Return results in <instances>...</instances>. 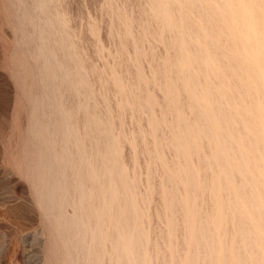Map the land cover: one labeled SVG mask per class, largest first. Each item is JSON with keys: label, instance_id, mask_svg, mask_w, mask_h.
Instances as JSON below:
<instances>
[{"label": "rangeland", "instance_id": "374dc122", "mask_svg": "<svg viewBox=\"0 0 264 264\" xmlns=\"http://www.w3.org/2000/svg\"><path fill=\"white\" fill-rule=\"evenodd\" d=\"M199 1L0 0V264H167L170 259L173 264H201L204 256L217 264L216 252L202 242L190 252L183 242L171 254L165 249L173 213L180 210L172 193L157 186L161 181L150 168L153 139L139 132L147 119L133 122L129 117L134 109L125 110L126 104L136 107L133 59L143 62L159 24L191 19L206 3ZM206 1L211 4L210 13H202L205 17L223 15L226 3L228 8L243 3L246 8H227L224 15L240 12L252 30L254 23L259 29L264 0H213L220 1L216 13L215 2ZM206 5L202 8L207 11ZM244 9L248 17L241 13ZM256 180L248 204L259 222L264 217V186ZM147 185L157 186L161 196ZM248 239L260 244L261 255L250 249L246 264L259 258L264 262V239L259 233ZM227 253L221 264L230 261Z\"/></svg>", "mask_w": 264, "mask_h": 264}, {"label": "clouds", "instance_id": "9594fccd", "mask_svg": "<svg viewBox=\"0 0 264 264\" xmlns=\"http://www.w3.org/2000/svg\"><path fill=\"white\" fill-rule=\"evenodd\" d=\"M132 62L137 95L129 118H147L140 134L152 137V167L180 209L168 252L203 242L221 264L243 234L264 239V217L258 222L248 204L253 181L264 186V19L257 31L243 15L166 20L143 62Z\"/></svg>", "mask_w": 264, "mask_h": 264}, {"label": "bare ground", "instance_id": "6f19581e", "mask_svg": "<svg viewBox=\"0 0 264 264\" xmlns=\"http://www.w3.org/2000/svg\"><path fill=\"white\" fill-rule=\"evenodd\" d=\"M187 1H188V0H186V2H187ZM196 1H198V0H196ZM202 1H203V0H202ZM211 1H212V3L214 4V2H215L216 0H215L214 2H213V0H211ZM222 1H223V0H222ZM224 1H226V0H224ZM228 1H230V0H228ZM231 1H232V0H231ZM231 1H230V2H231ZM233 1H235V0H233ZM239 1H240V2L242 1V2H243V0H239ZM247 1H248V0H247ZM165 2H166V1H165ZM183 2L185 3V1H182V2H180V3L183 4ZM199 2L201 3V0H200ZM205 2H206V3H204V1H203V3H204L205 5L207 4V5H206L207 7H208V4H209V6H210V4H211L210 1H206V0H205ZM226 2H227V1H226ZM237 2H238V1H236V2H234V3L236 4ZM245 2H246V0H245ZM163 3H164V1H163ZM169 3H171V2H169ZM169 3H168V4H169ZM177 3L179 4V0L177 1ZM187 3H188V2H187ZM189 3H190V1H189ZM193 3H198V2H194V1H193ZM219 3H220V1H219ZM219 3L216 4V2H215V4L212 6V9L215 8V9H213V12H214V10H215V13H216V10H217V9H216L215 6H220ZM232 3H233V2H232ZM234 3H233V5H234ZM247 3H248V2H246V4H247ZM178 4H177L176 6L180 7ZM182 4H181V5H182ZM204 4L201 3V4H200L201 7L198 6L199 4H197V5H196V4H193V5H195L196 7H197V6L200 7V8H197L198 11L196 10V7H194V6H192V7H194L195 10H196V11L198 12V14H199V13H200L199 10H200L202 7H204ZM255 4H256V3H255ZM259 4H260V2H259ZM162 5H163V7H164V4H162ZM171 5H172V3H171ZM173 5H174V4H173ZM173 5H172V6H173ZM186 5H187V7H188V4H186ZM190 5H192V4H190ZM225 5H226L227 7H226V6H223V7H225V10H224L225 12H224V11H223L224 13L222 12L223 15L226 13V9L228 8L227 3H226ZM251 5H253V7H254V4H253V3H252ZM261 5H262V2H261ZM261 5H260V6H261ZM48 6H49V5H48ZM206 6H205V7H206ZM221 6H222V5H221ZM248 6H249V5H248ZM260 6H259V9H260ZM163 7H162V8H163ZM174 7H175V6H174ZM184 7H186L185 4H184ZM184 7H183V8H184ZM207 7H206V8H207ZM257 7H258V6H257ZM46 8H47V7H46ZM170 8H171V7H170ZM170 8H169V9H170ZM175 8H176V7H175ZM175 8H173V10H174ZM188 8H189V7H188ZM230 8H231V7H230ZM230 8H228V9L230 10ZM233 8H235V7H233ZM245 8H246V7H245ZM254 8H255V7H254ZM47 9H48V8H47ZM169 9H168V10H169ZM179 9H180V8H179ZM184 9H185V8H184ZM202 9H203V8H202ZM202 9L200 10V11H201L200 14H202L204 10H205V12H206V15H207V12H208V14L210 13V11H209V10H210L209 7L207 8V9H208L207 11H206V9H203V10H202ZM218 9H219V7H218ZM228 9H227V10H228ZM235 9H236V8H235ZM259 9H256V10H257V13H258V10H259ZM147 10H148V9H147ZM163 10H164V9H163ZM171 10H172V9H171ZM175 10H176V9H175ZM191 10H192V9H190V11H191ZM193 10H194V9H193ZM193 10H192L191 12H193ZM220 10H222V8H220ZM220 10H219V11H220ZM232 10H234V9H232ZM236 10H237V9H236ZM241 10H242V9H241ZM187 11H188V10H187ZM196 11H195V14H191V15H190L191 17H190V16H189V17L192 18V17H194V16H197ZM217 11H218V10H217ZM239 11H240V8H239ZM254 11H255V10H254ZM254 11H253V12H254ZM263 11H264V9H263ZM263 11H262V14L264 13ZM39 12H40V11H39ZM46 12H47V11H46ZM154 12L156 13V11H154ZM161 12H163V11H161ZM172 12H174V11H172ZM176 12H178V8H177V11H176ZM179 12H180V11H179ZM188 12H189V11H188ZM220 12H221V11H220ZM231 12H232V11H230V13H231ZM242 12H244L243 14L247 13L245 9H244V11H241V13H242ZM248 12H249V10H248ZM250 12H251V11H250ZM253 12H252V13H253ZM150 13H151V12H150ZM152 13H153V12H152ZM155 13H154V15H155ZM181 13H182V12H181ZM185 13H186V12H185ZM189 13H190V12H189ZM215 13H214V14H215ZM227 13H228V11H227ZM239 13H240V12H239ZM239 13L237 14V13H233V12H232L230 15H232V14H235V15L237 14V15H239ZM43 14H44V13H43ZM170 14H172V13H170V11H169V15H170ZM173 14H176V13L174 12ZM182 14H183V13H182ZM186 14L188 15V13H186ZM200 14H199V15H200ZM203 14L205 15V13H203ZM203 14H202V16H204ZM211 14H212V11H211ZM249 14H250V13H249ZM259 14H260V13H259ZM152 15H153V14H152ZM158 15H159V13H158ZM165 15H166V14H165ZM169 15H167V16L169 17ZM177 15H178V14H177ZM216 15L218 16V15H221V14L217 12ZM226 15H227V14H226ZM228 15H229V14H228ZM240 15H242V14H240ZM245 15H247V14H245ZM170 16H173V15H170ZM179 16H180V15H178V17H179ZM202 16H201V17H202ZM210 16H211V15H210ZM173 17H174V16H173ZM201 17H200V18H201ZM207 17H209V15H208ZM207 17L204 16L202 19H204V18L206 19ZM247 17H248V15H247ZM255 17H256V16H255ZM255 17H254V18H255ZM261 17H262V16H261ZM181 18H182V17H181ZM262 18L264 19V14H263V17H262ZM56 19H57V18H56ZM173 19H174V18H173ZM179 19H180V17H179ZM179 19L177 18V20H179ZM183 19H184V18H183ZM186 19H189V18L186 17ZM58 20H59V19H58ZM189 20H190V19H189ZM252 20H253V19H252ZM258 20H259V19H258ZM260 20H261V18H260ZM171 21L174 22V20H172V19H171ZM248 21H249V20H248ZM256 22H257V20H256ZM174 23H175V22H174ZM252 23H253V22H252ZM252 23H251V24H252ZM249 24H250V23H249ZM254 24H255V25L253 26V29H254L253 31H257V30H258V29H257V28H258V25H257V23H254ZM250 27H251V25H250ZM35 33H36V32H35ZM36 34H37V33H36ZM257 50H258V49H257ZM38 52H40V51H38ZM258 52H259V50H258ZM140 53H141V51H140ZM140 53L138 52L137 54H140ZM138 56H139V55H138ZM142 56H143V53H142L139 57H142ZM134 58H135V57H134ZM41 59H42V57L40 58V60H41ZM40 62H41V61H40ZM43 63H44V62H43ZM40 64H41V63H40ZM41 66H42V65H41ZM46 67H47V66H46ZM66 76H67V75H66ZM68 76H69V75H68ZM68 76H67V77H68ZM134 76H135V75H134ZM66 79H67V78H66ZM68 79H69V78H68ZM80 80H81V77H80ZM124 82H125V81H124ZM131 82H132V81H131ZM54 83H55V82H54ZM132 84H133V83H132ZM46 86H47V85H46ZM124 86H125V85H124ZM129 86H130V85H129ZM47 89H48V88H47ZM45 93H46V92H45ZM128 93H129V92H128ZM134 93H135V90H134ZM126 95H127V94H126ZM44 97H45V96H44ZM86 97H87V96H86ZM126 97H127V96H126ZM132 97H133V96H132ZM130 98H131V97H130ZM111 99H113V98H111ZM127 99H128V98H127ZM127 99H126V100H127ZM48 100H49V99H48ZM130 100H131V99H130ZM118 101H119V100H118ZM124 101H125V99H124ZM45 102H46V101H45ZM113 102H115V100H114ZM121 102H122V101H121ZM127 102H128V100H127ZM135 102H136V100H135ZM135 102L133 103L134 105H135ZM113 104H114V103H113ZM117 104H118V103H117ZM81 105H83V104H81ZM123 105H125V104H123ZM126 105H128V104H126ZM94 106H95V105H94ZM113 107H114V106H113ZM115 107H116V106H115ZM115 107H114V108H115ZM127 107H128V106H127ZM82 108H83V107H82ZM134 108H135V107H134ZM115 109H117V108H115ZM119 110H120V109H119ZM125 110L128 112V111H129V107H128V109H126V107H125ZM130 110H131V109H130ZM145 111H147V110H145ZM123 112H124V111H123ZM123 112H122V113H123ZM127 112H126V113H127ZM47 115H48V113H47ZM82 115H83V114H82ZM65 116H66V114H65ZM67 119H69V117H68ZM146 119H147V118H146ZM64 120H65V117H64ZM64 120H63V121H64ZM33 121H34V120H33ZM65 123H66V121H65ZM63 125H64V123H63ZM65 127H66V126H65ZM140 127H141V126H140ZM63 129L65 130L64 127H63ZM64 130H63V131H64ZM139 130H140V128H139ZM139 130H138V131H139ZM45 131H46V130H45ZM68 132H69V131H68ZM122 132H123V131H122ZM124 132H125V131H124ZM128 132H130V131H128ZM139 132H140V131H139ZM139 132H138V133H139ZM64 133H65V132H64ZM138 133H137V134H138ZM62 134H63V132H62ZM123 134H124V133H123ZM100 135H101V134H100ZM140 135H141V134H140ZM140 135H138V137H139ZM56 136H57V135H56ZM68 136H69V135H68ZM132 136H133V135H132ZM132 136H130L129 138H132ZM136 136H137V135H136ZM63 137H64V135H63ZM63 137H62V139H64ZM123 137H124V136H123ZM147 137H148L149 139L151 138L150 135H149V136H145L144 138L147 139ZM121 138H122V137H121ZM129 138L127 137V139H128L129 141H133V140H131V139H129ZM136 138H137V137H136ZM136 138H135V139H136ZM139 138H143V137L140 136ZM139 138H137V140H135V141H138ZM144 138H143V139H144ZM60 139H61V137H60ZM60 139H59V140H60ZM145 139H144V140H145ZM123 140H125V138H124ZM123 140H122V141H123ZM139 140H140V139H139ZM65 141H66V139H65ZM67 141H68V140H67ZM119 141H120V140H119ZM140 141H142V139H141ZM140 141H139V142H140ZM146 141H147V140H145V142H146ZM150 141H151V140H150ZM150 141H148V143H149ZM152 141H153V140H152ZM126 142H128V141L126 140ZM122 143H123V142H122ZM129 143L132 144L133 142H129ZM141 143H142V142H141ZM141 143H140V144H141ZM143 143H144V142H143ZM146 143H147V142H146ZM119 144H120V143H119ZM138 144H139V143H137V145H138ZM132 145H133V147H135V146H134L135 143H133ZM65 146H66V145H65ZM140 146H141V145L137 146V147H138V152H141V150H139ZM145 146H146V145H145ZM145 146H144V147H145ZM151 146H153V142H151ZM151 146H150V147H151ZM50 147H51V146H50ZM50 147H49V148H50ZM84 147H85V146H84ZM93 147H94V146H93ZM144 147H143V148H144ZM44 148H45V147H44ZM51 148H53V147H51ZM59 148H60V146H59ZM61 148H63V147H62V144H61ZM66 148H67V147H66ZM145 148L148 150L147 147H145ZM145 148H144V150H143L144 152H145V150H146ZM151 148H152V147H151ZM134 149H135V148H134ZM141 149H142V147H141ZM51 150H52V149H51ZM60 150H61V149H60ZM63 151H64V150H63ZM63 151H62V152H63ZM136 151H137V150H136ZM136 151H135V152H136ZM143 151H142V152H143ZM150 151H153V150H150ZM64 152H65V151H64ZM42 154H43V153H42ZM66 154H67V152H66ZM45 155H46V154H45ZM58 155H59V154H58ZM63 155H64V153H63ZM130 155H131V154H130ZM135 155H136V153H135ZM137 155H139V153H137ZM137 155H136V156H137ZM144 155H145V154H144ZM53 156H55V155H53ZM139 156H140V155H139ZM146 156H147V155H146ZM55 157H56V156H55ZM55 157H54V158H55ZM140 157H141V156H140ZM151 157H152V155H151ZM69 158H70V156H69ZM137 158H139V157L137 156ZM152 158H153V157H152ZM52 159H53V158H52ZM55 159H57V161H58L59 157L57 156ZM55 159H54L53 161L56 162ZM152 160H153V159H151V162H150V163H152ZM53 161H52V162H53ZM61 161H62V160H60V162H61ZM130 161H131V160H130ZM137 161H138V160H137ZM58 163H59V162H58ZM53 164H54V163H53ZM53 164H52V165H53ZM54 165H56V164H54ZM127 165H128V164H127ZM135 165H136V163H135ZM54 167H55V166H54ZM59 167H60V165H59ZM148 168H149V167H148ZM150 168H152V165H151ZM150 168H149V171H151V170L153 169V168H152V169H150ZM154 171H155V170H154ZM152 172H153V170H152L151 172H149V173L152 174ZM155 174H156V172H155ZM129 175H130V174H129ZM149 176H150V175H148V180H149ZM153 176H154V178H155V175L152 174V176H151L152 179H153ZM130 177H131V176H130ZM156 177H157V176H156ZM60 178H62V177H60ZM131 178H132V177H131ZM118 179H119V178H118ZM132 179H133V178H132ZM156 179H157V178H156ZM55 180H56V179H55ZM150 181H151V183H153L152 180H150ZM153 181H156L155 184H158V182H159L158 180H153ZM144 183H145V182H144ZM144 183H143V184H144ZM151 183H150V186L152 185ZM159 183H161V182H159ZM253 183H255V184L257 183V184H258L259 182L255 179V180L253 181ZM147 184H148V183H147ZM53 185H54V184H53ZM140 185H141V184H140ZM160 185H161V184H159V185H157V186L160 187ZM150 186H149V187H150ZM155 186H156V185H155ZM157 186H156V187H157ZM147 187H148V185H147ZM149 187H148V188H149ZM152 187H153V189H154V188H155L156 190L158 189V188H156V187H154V186H152ZM152 187H150L149 189H152ZM258 187H259V186H258ZM262 187H263V186H262ZM259 188H261V187H259ZM142 189H143V188H142ZM143 190H144V189H143ZM156 190H153V191L155 192ZM260 190H261V189H260ZM153 191H152V192H153ZM158 191H159V195H160V191H161V190H157L156 192H158ZM261 191H262V190H261ZM263 191H264V190H263ZM141 192H142V191H141ZM139 193H140V192H139ZM142 193H143V192H142ZM256 193H257V192H256ZM170 194H171V193H170ZM48 195H49V193H48ZM173 195H174V194H173ZM254 195H255V194H254ZM254 195H253V196H254ZM156 196H157V195H156ZM160 196H161V195H160ZM167 196H168V195H167ZM255 196H256V195H255ZM262 196H264V195H262ZM170 197H173L172 194H171ZM170 197L168 198V200L170 199ZM161 198H162V197H161ZM161 198H160V200H161ZM163 198H164V197H163ZM148 199H149V198H148ZM157 199H158V198H157ZM171 199H173V198H171ZM263 199H264V198H262V201H263ZM143 200H144V199H143ZM163 200H164V199H163ZM141 201H142V200H141ZM161 201H162V200H161ZM173 202H174V201H173ZM258 202H259V201H258ZM157 203H158V205H159V203H160V205H161L162 202H157ZM167 203H168V202H166V205H167ZM72 204H75V203H72ZM162 204H163V203H162ZM44 205H45V204H44ZM53 205H54V204H53ZM163 205H164V204H163ZM49 206H50V205H49ZM76 206H77V205H76ZM141 206H142V205H141ZM144 206H145V205H144ZM146 206H147V205H146ZM175 206H177V204H176ZM60 207H61V206H60ZM152 207H153V206H152ZM161 207H162V206H161ZM161 207L159 206V208H161ZM178 207H179V206H178ZM178 207H177V208H178ZM146 208H147V207H146ZM162 208L164 209V207H162ZM174 208H175V207H174ZM101 209H102V207H101ZM155 209H156V207H155ZM157 209H158V208H157ZM163 209H160V210H161V213L164 214L166 211H165V209H164V210H163ZM256 209H257V211H258L259 213L262 212L261 207H258V208H256ZM149 210H150V209H149ZM153 210H154V209H153ZM177 210H180V209H177ZM251 210H252V209H251ZM175 211H176V209H175ZM152 212H153V211H152ZM167 212H169V211H167ZM263 212H264V211H263ZM176 213H177V212H176ZM256 213H257V212H256ZM153 215H154V214H153ZM155 215H157V214H155ZM168 215L170 216V214H168ZM76 216H77V215H76ZM153 217L155 218V216H153ZM165 217H166V216H165ZM165 217H164V218H165ZM169 219H170V218H169ZM144 220H146V219H144ZM147 220H148V219H147ZM155 220H156V218L154 219V221H155ZM162 220H163V218H162ZM165 221H166V219H165ZM145 222H146V221H145ZM158 222H159V221H158ZM163 222H164V221H163ZM164 223H166V222H164ZM122 224H123V223H122ZM120 225H121V224H120ZM167 225H168V224H167ZM154 226H155V225H154ZM154 226H153V227H154ZM118 227H119V225H118ZM120 227H121V226H120ZM144 227H145V226H144ZM160 227H163V226H160ZM112 228H113V227H112ZM163 228H164V229H167V227H166V228L163 227ZM76 229H77V228H76ZM95 229H96V228H95ZM119 229H121V228H119ZM124 229H125V228H124ZM168 229H169V228H168ZM111 230H113V229H111ZM152 230H153V228H152ZM104 231H105V230H104ZM123 231H124V230H123ZM123 231H121V233H122ZM131 231H132V230H131ZM138 231H139V230H138ZM163 231H164V230H163ZM166 231H168V230H166ZM169 231H170V230H169ZM73 232H74V231H73ZM113 232H114V231H113ZM113 232H110V233L112 234ZM118 232H119V230H118ZM139 232H140V231H139ZM158 232H159V231H158ZM119 233H120V232H119ZM153 233H154V231H153ZM164 233H166V232L164 231ZM157 234H158V233H157ZM162 234H163V233H162ZM122 235H123V233H122ZM160 235H161V234H160ZM111 236H112V235H111ZM114 236H115V233H114L113 237H114ZM119 236H120V235H119ZM152 236H153V235H152ZM164 236H165V235H164ZM251 236H254V233H253V234H248V233L243 234V236H242L243 244L241 245L240 242L238 241V243H237V245H236V247H235V249H234V252L231 253V254L227 253V259L230 260V261H233V264H235V260H234V258H235V259H238V260L240 261V264H244V263L246 264V262L250 259V258L248 257V254H249L250 251H251L250 249H253L254 252L257 251V252H259L258 254H260V251H261L260 244H258V242H256V241L254 242V241L249 240L248 238H250ZM109 237H110V236H109ZM153 237H154V236H153ZM247 237H248V238H247ZM119 238H120V237H119ZM162 238H165V239H166V237H162ZM253 238H255V237H253ZM253 238H252V240H253ZM108 239H109V238H108ZM112 239H113V238H112ZM114 239H115V237H114ZM140 239H141V238H140ZM152 239H153V238H152ZM159 240H160V238H159ZM258 240H261V239H258ZM88 241H89V240H88ZM100 241H101V240H100ZM112 241H113V243H114V240H112ZM165 241H167V239H166ZM165 241H164V242H165ZM97 242H98V240H97ZM150 242H151V240H150ZM160 242H161V241H160ZM162 242H163V241H162ZM99 243H101V242H99ZM116 243H117V242H116ZM122 243H123V242H122ZM122 243H121V244H122ZM151 243H152V242H151ZM181 243H182V242H181ZM71 244H72V243H71ZM108 244H109V243H108ZM144 244H145V242H144ZM202 244H204V243L202 242ZM113 245H114V244H113ZM123 245H124V244H123ZM151 245H152V244H151ZM151 245H150V247H151ZM181 245H182V244H180V246H181ZM153 246H154V245H153ZM183 246H184V244H183ZM183 246H181V247H183ZM108 247H110V246H108ZM120 247H122V246H120ZM123 248H124V247H123ZM178 248H180V247L178 246ZM70 249H71V248H70ZM150 249H151V248H150ZM165 249H166V248H165ZM184 249H185V248H184ZM200 249L202 250V248H200ZM142 250H143V249H142ZM166 250H167V249H166ZM175 250H176V249H175ZM108 251H109V250H108ZM108 251H107V252H108ZM149 251H151V250H149ZM157 251H158V250H157ZM180 251L182 252L181 249H180ZM183 251H184V250H183ZM192 251H193V250H192ZM211 251H212V249L210 250V252H211ZM94 252H95V251H94ZM166 252H167V251H166ZM177 252H178V251H177ZM181 252H180V253H181ZM193 252H194V251H193ZM202 252L204 253V251H202ZM164 253H165V252H164ZM183 253H184V252H183ZM168 254H169V252H168ZM174 254H175V253H174ZM174 254H173V255H174ZM129 255H130V254H129ZM132 255H133V254H132ZM154 255H155V254H154ZM179 255H180V254H179ZM181 255H182V254H181ZM183 255H184V254H183ZM183 255H182V256H183ZM225 255H226V254H225ZM260 255H261V254H260ZM78 256H79V255H78ZM216 256H217V255H216ZM129 257H130V256H129ZM164 257L166 258V256H164ZM167 257H168V256H167ZM175 257H176V256H175ZM177 257H178V256H177ZM194 257H195V256H194ZM214 257H215V256H214ZM107 258H108V257H107ZM122 258H123V256H122ZM135 258H136V257H135ZM161 258H162V257H160V259H161ZM178 258H179V257H178ZM180 258H181V257H180ZM111 259H112V257H111ZM158 259H159V258H158ZM160 259H159V260H160ZM263 259H264V258H263ZM106 260H109V259H106ZM106 260H105V261H106ZM152 260H153V259H152ZM166 260H168V259L166 258ZM172 260H173V259H172ZM183 260H184V259H183ZM109 261H110V260H109ZM154 261H155V260H154ZM168 261H169V260H168ZM200 261H201V264H214V263L210 260L209 257L207 258V256L202 257V259H201ZM69 262H70V261H69ZM69 262H68V263H69ZM161 262H162V260H161ZM179 262H180V261H179ZM108 263H109V262H108ZM122 263H124V262H122ZM122 263H121V264H122ZM125 263H126V262H125ZM125 263H124V264H125ZM115 264H116V263H115ZM159 264H160V263H159ZM224 264H226V263H224ZM254 264H255V263H254ZM256 264H264V262L262 261V259L259 258V259L256 261Z\"/></svg>", "mask_w": 264, "mask_h": 264}]
</instances>
